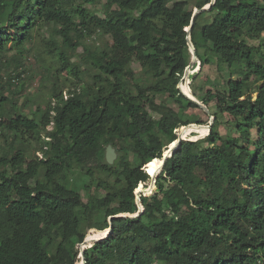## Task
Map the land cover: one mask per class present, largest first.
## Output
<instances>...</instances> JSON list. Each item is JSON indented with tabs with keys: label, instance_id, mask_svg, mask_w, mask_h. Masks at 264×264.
I'll use <instances>...</instances> for the list:
<instances>
[{
	"label": "trees",
	"instance_id": "16d2710c",
	"mask_svg": "<svg viewBox=\"0 0 264 264\" xmlns=\"http://www.w3.org/2000/svg\"><path fill=\"white\" fill-rule=\"evenodd\" d=\"M75 1L0 0V64L47 29L55 74L88 76L67 96L55 85V101L38 106L43 118L29 117L0 87V264H81L90 229L98 230L87 238H99L110 216L138 212L134 191L150 179L144 166L162 169L178 131L192 140L141 197L143 213L114 218L109 236L85 250L86 264H264V0H216L196 16L200 66L190 79L205 67L229 72L223 88L201 99L214 123L199 140L192 134L200 125L188 124L204 123L184 114L205 112L178 87L192 59L189 1L104 0L102 15L83 4L103 0ZM204 15L211 19L202 24ZM95 34L111 41L84 44ZM162 95L176 107L158 102ZM109 144L120 153L114 164L105 158ZM76 172L87 201L66 186Z\"/></svg>",
	"mask_w": 264,
	"mask_h": 264
},
{
	"label": "rangeland",
	"instance_id": "374dc122",
	"mask_svg": "<svg viewBox=\"0 0 264 264\" xmlns=\"http://www.w3.org/2000/svg\"><path fill=\"white\" fill-rule=\"evenodd\" d=\"M189 1V8L195 9L197 8V2L200 0H188ZM82 3V0H76L74 4ZM87 8L96 9L98 14L102 15L104 10V0L96 5L91 4H83ZM210 17L208 15H204L201 22L204 24L205 22L210 21ZM52 36L50 35L49 31L45 29L42 32V36H37V38L32 41L31 43L27 44V49L23 50L22 52H16L15 50L8 51L1 59L0 64V87H4V94L6 96H9L12 98L13 104L16 105L18 108H23L24 112L27 113V115L31 118H43V113L38 112V106L41 105L42 109L47 106V102H53L55 101V98H53V93L55 89V85H57V90H63L64 96L68 95L69 88L75 87V84H79L82 81H85L87 79V74L82 75V79L79 80L78 78H72L69 77L68 72L66 70H62L60 74H55V70L57 67H59V58L58 55L53 52L49 53L48 50V42L51 41ZM111 41L109 36H104L102 34H95L92 37L86 38L84 41V44L86 45H97L102 46L106 44V42ZM253 43V42H252ZM80 52H83V47H79L78 53L76 55H73L72 61L74 62H80ZM18 54V55H17ZM16 55V56H14ZM18 66V67H17ZM134 68L136 71H140L139 65L137 63H134ZM86 68L87 66H83V68ZM18 68V69H17ZM199 70V65L194 67L192 69L193 73ZM17 71L18 73L22 74L19 80L13 81V72ZM228 70L224 72V76L221 75L216 68L213 67H205L200 72L198 77L193 81L190 79V83L188 84V89L190 90V96L195 97L193 94V90L196 91L198 94L196 97L201 100L202 97L206 95V92L208 90H214L216 88H223L225 79L228 78ZM184 77V76H183ZM182 77V79H183ZM67 78H70L67 80ZM180 80L178 83V87H181L180 85L182 83L187 84V81ZM183 81V82H182ZM192 81V82H191ZM182 92V91H181ZM157 101L165 100L169 104H171L173 107H176L174 103L170 101V99L167 96H157ZM7 107H10L9 105ZM212 110H214V106H212ZM204 111V110H203ZM205 113H202L198 108L197 109H189L185 114L184 117L190 118V120L195 121L196 119L200 118L203 125L197 126L193 129L194 133L192 134V137L196 140L205 138L210 131L207 134L208 127L206 125H209L212 120V113L211 115L208 114L206 111ZM194 124H199L197 122H192ZM184 127V126H182ZM181 127V128H182ZM53 125H49L48 129H52ZM225 126L221 127L222 132H226ZM179 134V131H178ZM114 147V146H113ZM117 153V158L115 159L114 163L117 161L119 157V151L116 147H114ZM1 153V152H0ZM36 154L40 157L42 156V151H36ZM131 156L133 157V154L131 153ZM113 163V164H114ZM148 172H152L155 174H158L160 171V168L158 170L148 167L146 168ZM95 175L96 177H100L101 171H99L98 168L95 169ZM80 173L76 172L74 176L66 182V186L70 189L79 191L83 197L84 200L87 201L88 194L85 189V180L81 179L79 177ZM115 178H112V180ZM90 181V180H89ZM152 183V177L150 176V179L148 182H143L142 184L149 189L151 187ZM141 184V183H140ZM140 184L138 186H140ZM146 189V190H147ZM156 189V183L152 190L150 192L147 191L145 193L146 195L152 194L154 190ZM91 191L99 194L104 195L105 192L103 189L96 191V186L93 185L91 187ZM135 194L137 197V188L135 189ZM98 230L96 228H92L88 231L87 235L93 231ZM86 235V236H87ZM81 260V258H80Z\"/></svg>",
	"mask_w": 264,
	"mask_h": 264
},
{
	"label": "water",
	"instance_id": "95a60500",
	"mask_svg": "<svg viewBox=\"0 0 264 264\" xmlns=\"http://www.w3.org/2000/svg\"><path fill=\"white\" fill-rule=\"evenodd\" d=\"M215 2H216V0H211V2L209 4H207V5L203 6V7H201V8H195L194 9V12H193V15H192L191 24H190L189 27L186 28V31H187V34H188L187 35L188 46H189L190 52L192 54L191 62L188 65V67L186 68L184 77L182 79L184 81H187V84L190 83V75H191L192 69L194 67H196L197 65L200 66V60H199V57H198V54H197L195 45H194V43L192 41V29H193V26H194V23H195L196 16L199 13H201V12H203L205 10L211 9V7L215 4ZM179 89L182 91L183 94H185L188 98H190L191 100H193L194 102H196L204 111H206L208 114L211 115V112H210L209 108L207 107V105L202 100H199L195 95H194L195 97L188 96L182 90L181 87H179ZM213 123H214V116H212V120H211L210 124L209 125H206L209 128V131H211L212 126H213ZM191 124H194V123H190L188 125H191ZM188 125H185V126H188ZM198 125H203V124H198ZM186 140H192V139H190V138H184L180 134H178L176 146H174L173 148L170 147L168 149L167 153L164 152V154H163V158H162L163 159L162 169L160 170V172L163 170L164 165H165L166 161L168 160V158H170L176 152V150L181 146L182 142L183 141H186ZM105 158H106V161L108 162V164H113L114 161H115V159L117 158L116 150H115V148L113 147L112 144H109L106 147ZM159 173L156 174V176H153V175H150L147 172V174L152 177V183H151V187L149 189L137 193V204H138V207H139V210H138L137 213H135V214L123 213V214H117V215L110 216L109 217L110 228L108 229L109 232L107 234H105L104 236H101L99 238H92V239L87 238V236L85 237L84 241L80 244L81 251H80V256L79 257L81 258V264H86L85 250L88 249V248H90V247H92L96 242L101 241L103 239H106L109 236V234L112 231V220L114 218H116V217H122V216H124V217H138V216H140L143 213L144 206H143L141 197L143 195H146L145 193L147 191L150 192L152 190V188L154 187V185H155V183L157 181V178L159 176ZM75 264H77V262Z\"/></svg>",
	"mask_w": 264,
	"mask_h": 264
},
{
	"label": "built area",
	"instance_id": "2783aa9c",
	"mask_svg": "<svg viewBox=\"0 0 264 264\" xmlns=\"http://www.w3.org/2000/svg\"><path fill=\"white\" fill-rule=\"evenodd\" d=\"M21 75H22V74L18 73L17 71H14V72H13V76H14L13 81L19 80L20 77H21ZM145 167H146V165L144 166V170L147 171ZM161 172H162V171H161ZM161 172H160V173H161ZM160 173H159V174H160Z\"/></svg>",
	"mask_w": 264,
	"mask_h": 264
},
{
	"label": "bare ground",
	"instance_id": "6f19581e",
	"mask_svg": "<svg viewBox=\"0 0 264 264\" xmlns=\"http://www.w3.org/2000/svg\"><path fill=\"white\" fill-rule=\"evenodd\" d=\"M189 92H190V90H189ZM160 165H162V163Z\"/></svg>",
	"mask_w": 264,
	"mask_h": 264
}]
</instances>
